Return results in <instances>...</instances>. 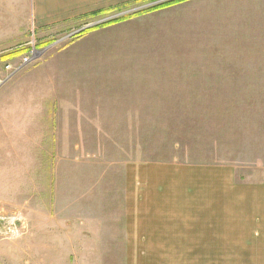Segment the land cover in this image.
I'll return each instance as SVG.
<instances>
[{
    "label": "crops",
    "instance_id": "0c3cea01",
    "mask_svg": "<svg viewBox=\"0 0 264 264\" xmlns=\"http://www.w3.org/2000/svg\"><path fill=\"white\" fill-rule=\"evenodd\" d=\"M16 1L27 2L32 30L46 38L67 33L68 25L80 19L148 0ZM135 17L103 27L108 33L116 32L111 47L117 57L107 56L109 42L98 46L80 40L52 60V71L57 68L53 76L49 72L44 78L25 73L14 81L20 83L14 85L15 90L0 91V100L4 101L0 103V170L8 178L21 181L24 193L20 203L11 202L0 211H19L26 218L31 231L27 242L33 244L25 253L33 255L36 264H58L60 259L99 252L90 248L94 243L109 241L103 221L109 216L108 184L103 181L107 176L89 167L93 159L100 161L97 153L92 154L91 161L86 156L84 171H79L78 147L86 146L89 152L92 139L103 142L110 120L115 118L116 129L131 131L140 127L138 121L134 124L135 115L165 113L163 109H143L141 98H182L203 92L205 83L226 80L220 76L214 79L201 68L206 62L214 65L225 60L219 49L184 48L179 55L190 49L197 55L202 51L200 56L185 59L169 57L165 52L172 46L178 48L171 39L186 27L199 26L201 32L216 35L221 28L229 27L232 29L227 32L234 34L233 40L239 44L231 39L228 61L240 68L238 74H229L227 81L233 91V82L244 83V89H238L244 97V109L230 115L228 225L229 242L236 249H230L229 257L257 259L256 264H264V0H186ZM132 39L138 45L133 49L127 46ZM139 49L147 50L143 66ZM95 51L101 57L93 56ZM211 54L214 59H203ZM147 66L154 67L146 71ZM42 67H48L47 63L36 69ZM82 83L84 88L78 87ZM132 136L135 139L134 133ZM122 180V190L115 192L120 216L126 219L132 213L134 222L141 224L140 218L152 207L142 205L139 161H132ZM173 190V184L157 186L155 197H149V201L161 202L162 210L155 213L158 224H165V217L170 215V196H179ZM186 201L181 196L176 208L183 209ZM220 202L221 198L216 204ZM139 237L126 234L116 239L135 242ZM70 242L76 246L70 247ZM175 251L182 257L187 255Z\"/></svg>",
    "mask_w": 264,
    "mask_h": 264
},
{
    "label": "rangeland",
    "instance_id": "374dc122",
    "mask_svg": "<svg viewBox=\"0 0 264 264\" xmlns=\"http://www.w3.org/2000/svg\"><path fill=\"white\" fill-rule=\"evenodd\" d=\"M174 1L177 0H148L127 4L97 17L80 19L74 24L71 23L68 25L67 33H57L43 38L30 26L27 2L22 3L23 11L21 12L20 2L0 0V78L5 76L6 66H16L28 54L33 44L41 51L47 49L37 61L0 87V91L15 90L20 83L14 81L25 73L40 75L44 78L49 72V75L53 76L57 68L54 72L52 71L54 69L51 68L52 60L63 55L69 46L80 40L92 42L98 46L109 42L110 48L112 44H115L116 32L108 33L102 25L126 16L133 18L141 11H148L150 8H157L163 3ZM231 29L223 27L216 35L206 31L201 32L202 28L199 26L186 27L171 39L178 48L172 46L165 52L169 57H176L184 48L191 46L193 49L197 47L219 49L225 60L214 65L206 62L205 65H201V68L204 72L211 73L214 79L220 76L226 80L205 83L203 92L198 91L193 95L189 93L182 98H141V105L145 106L143 109H163L165 113L142 112L135 115L134 124L136 126L139 122L140 127L131 131L116 129L115 118L110 120L109 133L103 142L92 139V142L88 144L89 152L86 146L78 147V170L84 171L86 156L90 158L92 154L97 153L100 161L95 162L93 158H90L93 162L91 166L90 162L88 165L91 169H98L100 173L107 176L103 181L106 180L108 184L109 216L103 221L106 223L104 230L109 235V241L93 244V248L90 249H98L97 255L81 254L69 260L60 259L58 264H66L67 261L71 263L73 261L76 264H256L257 259L229 257V251L232 248L229 242L227 201L230 115L231 111L238 112L244 109H241L244 106V97L238 90L244 89V83L233 82L235 88L233 91L227 81L229 74H238L240 68L239 65H233L228 61L232 46L231 39L235 44H239L238 41L233 40L234 34L228 33ZM146 43H150L149 39H146ZM127 46L132 49L138 47L134 39ZM146 52L145 49L138 50L142 66L146 63ZM201 52V50L198 52L199 56ZM92 54L101 57L98 51ZM115 54L113 47L110 52H107V56L111 58L117 57ZM198 55L190 49L179 56L182 57L180 59H185V57ZM204 57V60L208 57L214 59L213 54ZM45 63L48 67L36 69ZM153 67L147 66L146 71ZM178 70L174 69L175 72ZM146 73L153 75L150 71ZM143 74L142 72V77ZM15 84L17 86L14 87ZM78 84L75 82V85ZM78 87L84 88V84ZM232 93L233 95L237 93L239 96L231 97ZM3 102L0 100L1 104ZM133 133L135 139H132ZM133 160L140 163V187L144 192L141 195L142 205L152 207L140 218L141 224L134 222L132 213L130 216H125L126 219L120 216L115 193L122 190L124 173H129ZM13 166L19 170L17 163L14 162ZM172 184L174 194H177V191L179 196H170V215L165 217V224H158L159 220L155 218V213L162 210L159 209L161 202L149 201V197L151 199L155 197L157 186ZM22 187L21 181L16 180L15 177L8 178L0 170V207H6L11 202L20 203L21 196L24 194ZM181 196L187 201L183 203V209H177L176 205ZM220 198L221 202L216 204ZM214 203L217 205L216 210L212 207ZM94 216L101 219L95 214ZM126 234L139 235V241L117 240L126 237ZM30 236V225L19 211L10 213L0 211V264H36L33 262V255L28 257L25 253L33 244L27 242ZM74 244L70 242L69 246ZM90 244L87 243V245ZM175 250L186 253L188 257L180 256ZM166 254L172 255L164 256Z\"/></svg>",
    "mask_w": 264,
    "mask_h": 264
},
{
    "label": "built area",
    "instance_id": "2783aa9c",
    "mask_svg": "<svg viewBox=\"0 0 264 264\" xmlns=\"http://www.w3.org/2000/svg\"><path fill=\"white\" fill-rule=\"evenodd\" d=\"M43 50L44 51H41L35 46V44H33L29 49L28 54L16 66L7 65L5 68V76L3 78H0V87L7 84L15 75H17L27 66L37 61L41 57V55L47 51V49Z\"/></svg>",
    "mask_w": 264,
    "mask_h": 264
},
{
    "label": "trees",
    "instance_id": "16d2710c",
    "mask_svg": "<svg viewBox=\"0 0 264 264\" xmlns=\"http://www.w3.org/2000/svg\"><path fill=\"white\" fill-rule=\"evenodd\" d=\"M183 1H186V0H177V1H174L173 3H163V4H161L159 7H157V8H150L148 11H141V12H139V13H137L135 16H138V15H140V14H143V13H147V12H151V11H154V10H157V9H159V8H162V7H166V6H169V5H172V4H176V3H179V2H183ZM135 16H133V17H135ZM129 18H131V17H123L122 19H118V20H116V21H114V22H109V23H107V24H105V25H102V26H108V25H111V24H114V23H117V22H120V21H123V20H126V19H129Z\"/></svg>",
    "mask_w": 264,
    "mask_h": 264
}]
</instances>
